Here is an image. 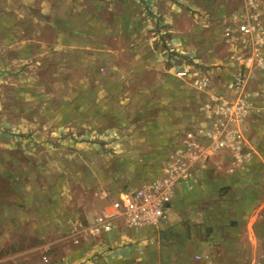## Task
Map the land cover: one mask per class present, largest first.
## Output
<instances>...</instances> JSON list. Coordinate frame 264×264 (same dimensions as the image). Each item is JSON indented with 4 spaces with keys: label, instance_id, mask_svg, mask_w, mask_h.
<instances>
[{
    "label": "rangeland",
    "instance_id": "rangeland-1",
    "mask_svg": "<svg viewBox=\"0 0 264 264\" xmlns=\"http://www.w3.org/2000/svg\"><path fill=\"white\" fill-rule=\"evenodd\" d=\"M245 23L254 25L253 37L236 34ZM179 32L194 50L179 46ZM257 32L264 33L261 0H0V209L23 186L54 206L63 189L56 196L50 186L58 179L70 190L72 212L99 214L124 191L205 163L213 182L246 174L259 195L242 200L241 177L235 192L230 185L210 197L192 192L147 241L157 244L159 231L171 241L163 247L199 264L208 237L250 235L261 239L253 258L264 264V111L255 110L264 100H254L264 98V66L249 62L255 48L264 57ZM210 52L232 68L212 62ZM215 105L235 110L215 112ZM185 180L175 179L172 191ZM249 216L244 234L238 221ZM29 227L11 236L0 230V264H50L76 237L63 231L39 239ZM101 261L165 264L154 252Z\"/></svg>",
    "mask_w": 264,
    "mask_h": 264
},
{
    "label": "crops",
    "instance_id": "crops-1",
    "mask_svg": "<svg viewBox=\"0 0 264 264\" xmlns=\"http://www.w3.org/2000/svg\"><path fill=\"white\" fill-rule=\"evenodd\" d=\"M261 1L262 3H264V0ZM247 8L251 11V8ZM172 9H174V7ZM161 13L164 19L170 18L168 9L165 8L161 10ZM175 15L177 16L176 11H174L173 16L171 15V18H174ZM250 21L254 20L251 19ZM173 30H175L174 22ZM186 36L187 33L183 32H179V34H177L179 46L186 47V44H184L186 42ZM257 36H264V33L257 32ZM187 49L188 48L186 47V50ZM188 50H194V48H190ZM207 57L212 62L221 61V63L223 64V62L226 61L225 57H220L221 60L219 58H216L212 54V52L208 53ZM142 64L143 62L139 60V62L137 63V67L139 68ZM224 65H226V67L232 68V64L229 62L227 64L224 62ZM173 95L180 96L183 94L180 92H174ZM254 100L260 102L263 101L264 98L257 97ZM261 109L264 111L263 107L255 110ZM245 110H247L246 107ZM192 117V120L194 121L195 118L193 114ZM200 122L201 120L197 116V123L193 125V128L197 127ZM202 127H206V130H208V126L206 123L202 124ZM251 146L252 145L250 141L249 147ZM255 153H257L256 148ZM244 162L247 161L245 160ZM249 162L252 163V159H250ZM255 163L258 162H253V164ZM204 166L205 163L201 166H193L194 169L191 167L188 168V171L186 173L187 180L182 181V183L180 182V185L177 184L174 187L170 207L165 218L159 223V226L174 217L175 214L173 213L176 212L177 207L176 201L180 197L186 198L188 196H191L192 192H195V196L210 197L216 195L218 188H222V186L228 185H230L231 187L226 188H229L230 191L235 192V188L232 187L233 181L234 179L241 176H236L235 174L229 172V174L227 175L229 177H224L226 182L225 184L227 185H221L220 183L213 182L215 180L210 176L212 170L210 171L208 166ZM242 175L243 176L241 178L245 181V184L244 187H242V189L238 190L236 193L240 194L243 197L242 200H247V197L250 196L259 195L258 189L250 187L247 183L249 182L248 179L250 177H248L246 174ZM263 179V177H260L259 181H262ZM199 180H201V182ZM55 184H57L58 186L53 188ZM55 184H52V186H50V188H52V194H56V196H58V194H60V190H63H61V197H57L55 205L52 206L50 204V208H47V201L45 197L35 195V191L32 194L30 189H27V186H23L20 194L16 196L18 199L15 200V202H5L2 205L0 209V230H3V233H5V235L11 236L14 233H17V231L25 229L26 225L29 224L32 226L31 228L29 227L30 235L36 236L39 239H50L52 235H56L63 231L68 232L73 237L76 236L75 238H71L68 245L64 247L65 254L62 256L61 260L51 261L50 264H104L101 260L108 261V259L111 260V258L117 260H122L123 258H135L140 254H144L147 256L152 252L158 255L159 260H163L165 264H189L191 258L185 257V255H183L181 252H176L175 248L163 247V245L165 244H171V241H168L165 238H161V233H159V231L156 234L158 240L157 244L151 245V243L147 241L155 235L154 228L158 224L132 226L125 221V218L123 216H121L113 221V227L109 232H104L99 235H91L90 229L95 223V217L98 214H93L92 211H87L84 209L80 210V208H76L72 212L69 200V198H71V195L69 193L70 190H65L64 184L63 187H61L58 179L56 180ZM201 184L203 186H200ZM45 186H48V184L44 181L43 184H40V186H38V189H46L47 187ZM66 191L68 193H66ZM133 191L134 190L128 192ZM30 200H32L33 202H31ZM32 204H36L38 207L36 205L33 206ZM109 210H111V205L105 208L102 212ZM251 220V216H249L245 221H238L239 227H241V229H244V234L246 233V230L249 229ZM81 228H85L83 230L84 232H79L77 235L72 234L73 232H76ZM241 239L245 240V244L241 243ZM260 240V238H257L255 236L247 235L243 236V238H225L222 241L217 242L216 240H214L213 236L208 237L205 246L202 247V254L198 255V263L257 264L253 258L255 251L253 247H255L257 243L260 242ZM114 249H117L116 251H118V254L110 253L111 250L112 252L115 251ZM216 253H218V256H216ZM212 259H214V261L217 259L219 262H213Z\"/></svg>",
    "mask_w": 264,
    "mask_h": 264
},
{
    "label": "built area",
    "instance_id": "built-area-1",
    "mask_svg": "<svg viewBox=\"0 0 264 264\" xmlns=\"http://www.w3.org/2000/svg\"><path fill=\"white\" fill-rule=\"evenodd\" d=\"M234 32V31H233ZM236 32L244 38L253 37L255 28L249 23L240 24L236 27ZM225 38L229 40L232 38V27H227L224 32ZM249 62L256 61L257 65L264 66V57H261L258 49L253 50ZM188 74L187 70H180L177 72L179 77L185 78ZM240 82L236 83L238 87ZM215 99H212L214 101ZM243 105V109H244ZM215 112L222 110L224 113H233V107H218L215 105ZM206 111H213L214 108L210 103L205 105ZM237 110H241L240 107ZM187 168L182 169L181 172L176 171L174 176H167L159 181L151 184L142 185L133 192L124 191L119 194L118 198L112 203L111 210L99 213L95 217V223L90 229L93 235H99L104 232H109L113 227V221L116 218L123 216L125 221L132 226L155 224L165 218L167 211L171 204L173 195L172 186L174 180L178 178H187ZM110 253L118 254L117 249ZM108 254V253H107Z\"/></svg>",
    "mask_w": 264,
    "mask_h": 264
}]
</instances>
